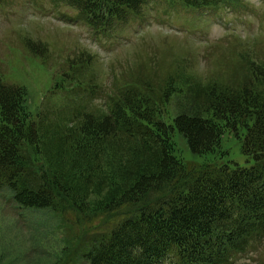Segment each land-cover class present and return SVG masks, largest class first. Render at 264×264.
Listing matches in <instances>:
<instances>
[{
	"label": "trees",
	"instance_id": "trees-1",
	"mask_svg": "<svg viewBox=\"0 0 264 264\" xmlns=\"http://www.w3.org/2000/svg\"><path fill=\"white\" fill-rule=\"evenodd\" d=\"M53 1L97 34L124 25L147 2ZM165 1L193 10L241 6V0ZM26 48L44 58L40 45L28 41ZM256 53L241 55L243 73L231 82L172 80L156 91L160 97L148 81L108 95L85 56V63L72 64L85 68V87L78 76L62 80L83 89L85 102L57 114L33 113L28 88L0 74V194L10 192L21 209L58 211L68 223L74 214L71 225L103 219L105 232L79 248L85 264H238L252 242L264 240V63ZM100 98L104 105L96 104ZM176 131L194 155L211 159L179 158ZM226 133L241 140L250 167L224 161Z\"/></svg>",
	"mask_w": 264,
	"mask_h": 264
},
{
	"label": "rangeland",
	"instance_id": "rangeland-1",
	"mask_svg": "<svg viewBox=\"0 0 264 264\" xmlns=\"http://www.w3.org/2000/svg\"><path fill=\"white\" fill-rule=\"evenodd\" d=\"M240 2L235 10L198 11L165 0H147L124 25L97 34L70 7L53 0H4L0 4V74L9 85L28 88L29 108L35 114L75 111L82 106L85 91L62 80L69 75L76 81L78 76L85 87V68L72 65L75 60L85 63V56L91 57V74L98 87L114 97L137 87L133 82H152L150 88L157 97L161 94L156 91L165 90L172 80L184 84L213 78L228 83L243 73L241 55L248 51L256 50L264 63V0ZM28 41L40 45L44 58L30 53ZM73 68V73L68 72ZM56 83L62 88H55ZM100 99L96 104L104 105ZM176 100L169 106L173 115ZM173 139L179 158L211 159V155H194L178 131ZM222 149L227 153L225 162L252 165L234 134H225ZM67 220L71 223L52 209L18 208L10 192H1L0 264H85L79 248L94 239L92 234L105 232L103 219L71 225L76 216L70 214ZM251 245L238 264H264V240Z\"/></svg>",
	"mask_w": 264,
	"mask_h": 264
}]
</instances>
